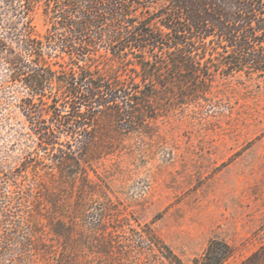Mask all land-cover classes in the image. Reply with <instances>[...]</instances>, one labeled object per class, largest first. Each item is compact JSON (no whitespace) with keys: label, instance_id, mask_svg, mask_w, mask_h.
<instances>
[{"label":"rangeland","instance_id":"374dc122","mask_svg":"<svg viewBox=\"0 0 264 264\" xmlns=\"http://www.w3.org/2000/svg\"><path fill=\"white\" fill-rule=\"evenodd\" d=\"M33 24L46 33L41 8ZM211 38L188 57L198 82L175 52L148 85L139 65L81 61L150 97L69 127L47 118V148L17 106L24 89L0 88L3 264H193L212 240L230 246L222 264H264V75L219 69Z\"/></svg>","mask_w":264,"mask_h":264},{"label":"trees","instance_id":"16d2710c","mask_svg":"<svg viewBox=\"0 0 264 264\" xmlns=\"http://www.w3.org/2000/svg\"><path fill=\"white\" fill-rule=\"evenodd\" d=\"M38 8L49 22L43 35L33 24ZM206 36L216 43L212 49L227 53L219 69L264 75V0H0V88L24 89L17 106L40 146L47 148L57 137L47 118L58 128L69 127L74 119H92L102 107L116 105L121 115L119 105L150 97L143 90L132 92L135 82L126 84L116 74L98 73L81 61L103 57L121 66L139 65L148 85L170 66L159 52H175L179 59H170L172 66H184L198 82L200 71L188 57L196 38ZM68 61L76 68L66 69ZM62 106L69 107V118ZM12 252L10 245H0V264ZM230 254L228 244L212 240L193 264H222Z\"/></svg>","mask_w":264,"mask_h":264}]
</instances>
